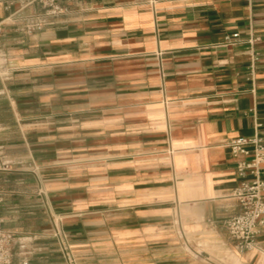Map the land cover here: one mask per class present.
Segmentation results:
<instances>
[{
  "label": "crops",
  "instance_id": "1",
  "mask_svg": "<svg viewBox=\"0 0 264 264\" xmlns=\"http://www.w3.org/2000/svg\"><path fill=\"white\" fill-rule=\"evenodd\" d=\"M9 1L0 22L41 11ZM151 1L60 0L69 13L41 31L5 26L0 218L14 264H264V232L234 253L222 226L239 212L227 143L264 138V0Z\"/></svg>",
  "mask_w": 264,
  "mask_h": 264
},
{
  "label": "built area",
  "instance_id": "2",
  "mask_svg": "<svg viewBox=\"0 0 264 264\" xmlns=\"http://www.w3.org/2000/svg\"><path fill=\"white\" fill-rule=\"evenodd\" d=\"M21 1V0H19ZM15 0L5 4V9L10 11ZM30 3L37 4L41 11L31 15L18 16L14 12L4 21L0 22V43L4 35V28L7 25L15 27L17 31L31 35L41 31L54 23L60 16L69 13V8L62 5L60 0H22L21 10ZM155 1H151L154 6ZM238 34L233 35L238 38ZM259 38H250L249 51L251 54V72L259 60L256 44ZM227 147L230 150L235 163L236 176L240 179L233 197L239 205V212L222 223L227 234L232 252L245 253L258 250V237L264 232V138L254 136L252 138H238L228 141ZM2 149L0 148V171H6L8 163L2 160ZM3 201L0 192V205ZM53 236L60 245L62 251L67 250L66 236L63 231L54 226ZM16 235L14 232L3 227L0 218V264H14V248ZM22 264H27L23 262Z\"/></svg>",
  "mask_w": 264,
  "mask_h": 264
},
{
  "label": "rangeland",
  "instance_id": "3",
  "mask_svg": "<svg viewBox=\"0 0 264 264\" xmlns=\"http://www.w3.org/2000/svg\"><path fill=\"white\" fill-rule=\"evenodd\" d=\"M217 250H218L219 252L224 253V254L221 255V256H224V255H228V257L231 256V253H230L229 251H227V250H223V251H222V250L216 249V251H217ZM199 251H207V252H208V250H206V249H205V250H200V249H199ZM209 253H211L212 255H216V253L214 254V253L211 252V251H209ZM218 254H219V253H218ZM218 254H217L216 256H219Z\"/></svg>",
  "mask_w": 264,
  "mask_h": 264
}]
</instances>
